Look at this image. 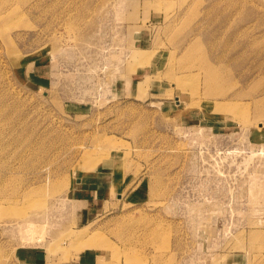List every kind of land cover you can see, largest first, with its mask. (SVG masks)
Listing matches in <instances>:
<instances>
[{
  "label": "rangeland",
  "instance_id": "rangeland-1",
  "mask_svg": "<svg viewBox=\"0 0 264 264\" xmlns=\"http://www.w3.org/2000/svg\"><path fill=\"white\" fill-rule=\"evenodd\" d=\"M263 91L264 0H0V264H264Z\"/></svg>",
  "mask_w": 264,
  "mask_h": 264
},
{
  "label": "bare ground",
  "instance_id": "bare-ground-1",
  "mask_svg": "<svg viewBox=\"0 0 264 264\" xmlns=\"http://www.w3.org/2000/svg\"><path fill=\"white\" fill-rule=\"evenodd\" d=\"M208 71H212V70H208ZM193 73L194 72H189V71H184L182 74H183V76H185V75H193ZM208 74H207V76H208V78H209V80H208V83H210L211 82V75L209 74V72H207ZM188 77H191V76H188ZM127 79V78H126ZM180 86H183V84L182 83H180ZM264 92V91H263ZM239 99H241V97H240V95H233L232 97H230V101H229V103H227L228 104V106H223V104H215V105H212V104H210V102L208 101V100H205V101H203V103L201 104L202 105V109L203 110H205V111H208V112H211L212 111V113H211V115H214V116H219V117H222V118H225V117H230L231 116V111L228 113V115H227V110H228V108L229 107H234L235 105H238L239 103H238V100ZM201 100V99H200ZM254 100H256V101H261V105L260 106H262V107H260V109H264V95H263V97L262 98H255ZM204 102H206V103H204ZM199 105V104H198ZM208 115H210V114H208ZM198 134V133H197ZM256 153V152H255ZM254 152H251V154L249 155V157H247V159H245L244 158V160H247V161H249L250 159L252 160V158L251 157H253V155L255 154ZM258 154H261V155H264V145H262L261 146V148H260V152L258 153ZM247 155V154H246ZM260 155V156H261ZM91 158H87L86 159V161L87 160H90ZM246 161V162H247ZM247 164H249V163H247ZM207 200V199H206ZM191 204V203H190ZM189 204V205H190ZM224 205V204H223ZM204 207H205V205H204ZM203 207V208H204ZM191 209V208H190ZM4 214H8V212H6V211H4L3 212ZM47 214H49V213H47ZM44 215L46 216V214L44 213ZM43 215V216H44ZM45 218V217H44ZM47 220H49V218L47 217ZM203 223V219L202 220H200L199 221V224H202ZM210 226H207L206 228H205V232L208 230V228H209ZM206 239H208V237L206 238Z\"/></svg>",
  "mask_w": 264,
  "mask_h": 264
}]
</instances>
